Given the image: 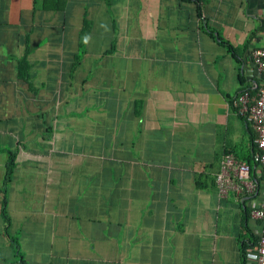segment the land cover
Segmentation results:
<instances>
[{"label": "crops", "instance_id": "1", "mask_svg": "<svg viewBox=\"0 0 264 264\" xmlns=\"http://www.w3.org/2000/svg\"><path fill=\"white\" fill-rule=\"evenodd\" d=\"M263 10L264 0H67L63 11L0 0V264H20L12 237L27 264H253L254 198L221 197L215 180L230 151L252 160L264 192L253 130L232 103L261 83L251 52L264 45ZM27 35L34 89L16 72Z\"/></svg>", "mask_w": 264, "mask_h": 264}, {"label": "built area", "instance_id": "2", "mask_svg": "<svg viewBox=\"0 0 264 264\" xmlns=\"http://www.w3.org/2000/svg\"><path fill=\"white\" fill-rule=\"evenodd\" d=\"M262 15L264 17V10ZM251 58L261 83L256 92L243 89L235 94L233 100L240 116L254 132L256 148L253 160L259 166H264V45L252 50ZM215 185L221 197L234 191L237 195L247 194L254 198L250 215L259 222L258 238L247 257L252 258L253 264H264V192L259 190L256 179L251 175L250 163L233 152L225 154L216 174Z\"/></svg>", "mask_w": 264, "mask_h": 264}, {"label": "trees", "instance_id": "3", "mask_svg": "<svg viewBox=\"0 0 264 264\" xmlns=\"http://www.w3.org/2000/svg\"><path fill=\"white\" fill-rule=\"evenodd\" d=\"M195 1L199 2V0H195ZM35 2H36V0H34V3ZM66 2H67V0H40L41 7H43L44 10H51V11H63L65 9V7H66ZM197 8H198L199 14L202 15V8L200 7L199 4L197 5ZM90 29H91V22L88 19L85 18L84 25H83V28H82L81 33H80L81 42H80V45L78 46L77 52L74 54V62H73L72 67L75 66V64L79 61L80 57L83 54V47H82V46H84V40L83 39L87 35V33H89ZM211 33L214 35V32L212 30H211ZM221 41L223 43H226L224 40H221ZM228 45H229V48H231V50L234 49L233 45H231V44H228ZM29 46H30V44H29V35H27L26 43L24 45V49L21 52V54L18 57H16V72H17V77L18 78H21L24 81L28 82L30 87L32 89H34L33 88V81H32L31 74H30L31 66H30V62H29V59H28V55H29V52H30ZM232 103H233V106H234L235 111L237 112L239 118L242 119L243 121H245L244 118H242L240 116V114L238 112V108L234 104V100L233 99H232ZM254 136L255 135H254V132H253V137ZM254 140H255V137H254ZM255 148H256V144H255ZM227 153H231V152L230 151H226L219 158L218 171L220 170L221 160H222L223 156L225 154H227ZM247 161L249 163H251L252 160L248 159ZM253 163H255L254 160H253ZM15 166H16V153L13 152V151H10L9 159L7 161V164H6V175L4 176V187H3L4 195L6 193V187H7L8 183L10 182L11 177L13 176V172H14ZM1 210H2L3 217H4L5 221L7 222V229H8V225H10V223H11V218L8 215V211L6 210V198L5 197H3V199H2ZM11 239H12V244L14 246V254L16 255V258L18 259L19 263L20 264H27L26 261L23 258V253L20 250L19 238L18 237H12ZM248 246L249 245L246 244V243H244V245L242 246V256L243 257L245 256V250L247 249Z\"/></svg>", "mask_w": 264, "mask_h": 264}]
</instances>
